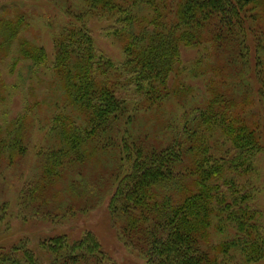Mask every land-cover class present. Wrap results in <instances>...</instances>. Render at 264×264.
<instances>
[{
    "label": "trees",
    "instance_id": "obj_1",
    "mask_svg": "<svg viewBox=\"0 0 264 264\" xmlns=\"http://www.w3.org/2000/svg\"><path fill=\"white\" fill-rule=\"evenodd\" d=\"M81 7L67 11L74 20L54 36L52 57L22 39L25 14L0 17V62L18 47L50 69L62 99L21 204L57 222L93 207L102 184H112L110 217L147 264L264 261L254 194L235 179L255 172L264 150V0H82ZM89 15L121 39L122 61L97 48ZM183 47L200 53L190 73L181 67ZM182 73L203 77L202 100ZM8 90L0 69V97ZM173 101L181 115L167 113ZM31 107L0 123V169L27 154ZM140 112L155 115L154 134L134 133ZM0 264L116 262L86 230L44 236L37 246L27 238L2 245Z\"/></svg>",
    "mask_w": 264,
    "mask_h": 264
},
{
    "label": "rangeland",
    "instance_id": "obj_2",
    "mask_svg": "<svg viewBox=\"0 0 264 264\" xmlns=\"http://www.w3.org/2000/svg\"><path fill=\"white\" fill-rule=\"evenodd\" d=\"M81 6L82 0H0V17L25 14L28 26L22 32V39L33 46H43L52 57L54 36L62 25L74 20L67 11H79ZM86 21L97 48L115 62L122 61L123 43L121 39L104 32L103 27L107 21L91 15L86 17ZM17 48L15 46L12 58L10 55L4 62H0L1 73L9 86L6 96L0 97V123L24 113L29 104L32 105L30 111L34 120L29 134L27 154L14 166L0 169V246L9 247L23 238L29 239L33 246H37L44 236L67 232L73 238H78L84 231L91 230L116 264H147L145 258L125 245L110 217L108 205L114 190L111 183L112 187L104 184L98 186L100 196L96 197L93 207L84 212L77 211L66 218L60 217L57 222L35 217L31 209H26L21 204L20 190L39 173L37 152L40 147L48 145L49 118L61 112L63 108L62 105L58 106L62 99L57 97V88L49 83L52 76L50 69L46 65H36L27 60L21 52L18 53ZM199 55L197 48H182L185 66L181 67L187 68L184 73H190L192 61ZM15 58H19L18 63L12 66ZM182 78L195 88L194 96L202 100L205 94L203 77L194 78L183 74ZM14 85L18 86L16 91L13 89ZM177 106L176 101L168 104L167 113L181 115L182 111H177ZM133 130L136 134H154L155 115L138 113ZM256 165L255 172L243 176L236 175L235 179L240 186L245 185L254 194L253 206L259 210L258 219L264 227V150L257 156ZM95 168L96 165L91 163L86 166L85 173L94 174ZM215 239L218 240V237ZM256 264H264V261Z\"/></svg>",
    "mask_w": 264,
    "mask_h": 264
}]
</instances>
